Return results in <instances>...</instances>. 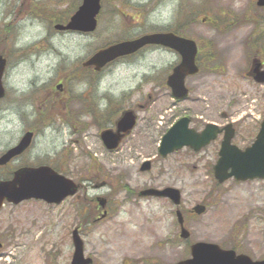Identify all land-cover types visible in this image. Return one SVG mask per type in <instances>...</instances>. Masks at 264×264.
Here are the masks:
<instances>
[{"label":"rangeland","instance_id":"rangeland-1","mask_svg":"<svg viewBox=\"0 0 264 264\" xmlns=\"http://www.w3.org/2000/svg\"><path fill=\"white\" fill-rule=\"evenodd\" d=\"M81 2L0 0V53L10 61L6 102L0 104V155L35 130L28 151L0 166V178L20 166L49 164L83 184L57 204L6 202L0 264H70L77 226L92 264L175 263L190 257L196 241L264 258V179L217 181L213 166L222 135L200 151L158 154L162 133L184 115L198 130L233 121V143H252L264 118V83L245 73L254 59L264 61V7L256 0H101L95 31L56 29ZM167 30L199 46L200 72L186 79V99L176 100L166 84L180 60L173 49L149 46L100 73L82 66L108 43ZM132 108L135 128L108 150L100 132ZM148 159L152 168L141 171ZM151 186L182 191L188 240L179 236L171 200L139 196ZM97 196L108 199L102 218ZM198 203L205 212L190 213Z\"/></svg>","mask_w":264,"mask_h":264},{"label":"water","instance_id":"water-1","mask_svg":"<svg viewBox=\"0 0 264 264\" xmlns=\"http://www.w3.org/2000/svg\"><path fill=\"white\" fill-rule=\"evenodd\" d=\"M259 5H264V0H258ZM100 9V0H84L79 10L72 16L68 25H58L60 29H77L91 31L96 27V14ZM147 43L164 44L177 49L182 60L174 69L168 78V84L172 88L173 94L178 97H184L188 93L185 86V78L188 74L198 71L195 62L197 52L196 43L192 39L178 36L172 32H155L145 34L133 40L122 41L110 45L96 52L86 65H94L100 69L107 62L124 54H129ZM5 61L0 57V97L4 93L2 85V74ZM260 63L256 64L254 71L257 72L255 78L258 81H264V70H259ZM188 117L179 119L163 136L160 145V153L166 156L175 149H180L184 145H190L199 150L204 145L214 139L221 130L216 124L209 123L202 132H197L189 128ZM135 124V116L131 111L124 113L123 117L117 123V131L106 130L102 137L106 145L110 148L116 147L124 134L128 132ZM226 134L222 142L220 157L215 165V175L220 182L234 176L237 179L245 180L248 178L264 177V121L262 129L257 136L256 141L245 150H241L231 143L234 135L232 124L225 127ZM31 133H28L21 143L9 150L1 159L0 163L6 162L10 157L22 151L29 143ZM150 168V162L143 164L142 169ZM231 168V170H229ZM78 189L73 180L58 174L49 167L23 168L15 172L13 179L0 180V208L5 198L15 203L25 198L36 197L44 198L49 202H60L64 197L73 194ZM141 195L168 196L174 203L181 201V192L174 187L163 189L148 188L140 192ZM101 205L106 204L105 198H100ZM195 211L201 213L205 207L197 205ZM178 220L181 224V236L187 238L190 233L184 226V218L180 210H177ZM74 243L76 250L71 264H90L91 258H85L83 250V241L74 230ZM1 247V243H0ZM192 257L181 260L174 264H264V260H253L249 255L236 254L234 250L222 249L218 244L212 242L199 241L192 245Z\"/></svg>","mask_w":264,"mask_h":264},{"label":"flooded vegetation","instance_id":"flooded-vegetation-1","mask_svg":"<svg viewBox=\"0 0 264 264\" xmlns=\"http://www.w3.org/2000/svg\"><path fill=\"white\" fill-rule=\"evenodd\" d=\"M149 48V47H148ZM147 49V47L146 48H143V49H141L139 52H141L142 50H146ZM138 52V53H139ZM6 97H7V95H6ZM32 146V143H31V145L24 151V152H22L19 156H17V157H20V156H22V155H24L25 154V152H27L28 151V149L30 148Z\"/></svg>","mask_w":264,"mask_h":264},{"label":"bare ground","instance_id":"bare-ground-1","mask_svg":"<svg viewBox=\"0 0 264 264\" xmlns=\"http://www.w3.org/2000/svg\"><path fill=\"white\" fill-rule=\"evenodd\" d=\"M47 54H50V55H52V52H49V53L47 52Z\"/></svg>","mask_w":264,"mask_h":264}]
</instances>
